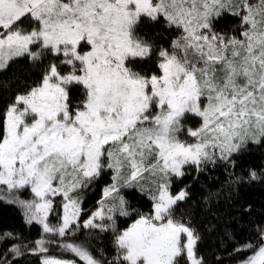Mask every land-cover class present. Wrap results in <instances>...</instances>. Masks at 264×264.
<instances>
[{
  "label": "snow or ice",
  "instance_id": "obj_1",
  "mask_svg": "<svg viewBox=\"0 0 264 264\" xmlns=\"http://www.w3.org/2000/svg\"><path fill=\"white\" fill-rule=\"evenodd\" d=\"M0 75V199L38 228L0 233V264H208L203 231L251 253L236 264H264V221L254 243L231 226L251 213L241 187L264 182L240 165L264 146V0H0ZM221 168L199 203L189 184L173 190ZM101 234L115 255L94 247Z\"/></svg>",
  "mask_w": 264,
  "mask_h": 264
},
{
  "label": "trees",
  "instance_id": "obj_2",
  "mask_svg": "<svg viewBox=\"0 0 264 264\" xmlns=\"http://www.w3.org/2000/svg\"><path fill=\"white\" fill-rule=\"evenodd\" d=\"M225 19L228 24L235 23V19L228 14H225ZM17 69H22L21 65H16ZM3 75H0V80L4 79ZM7 96L0 90V109L3 108ZM240 165L245 169L252 167L258 171L264 168V146L251 145L247 153L243 155L240 160ZM193 175H187L180 180L174 182L173 190L184 187L185 184H189V190L192 195V199L197 203L201 198L206 195L207 189L218 188L226 179L227 176L223 169L216 170L213 175L216 179H210L207 174H202L198 179L193 180ZM111 181V175L104 176L94 186L87 190L85 193V206L87 208H94L99 200L103 196V188ZM191 182V183H190ZM27 192V193H26ZM29 190H21L19 193L21 197L26 196ZM129 199H132L135 206L145 208L147 206L145 201L147 197L143 196L138 190L125 191L124 193ZM238 206L252 205L251 213L244 212V221L242 226H238L237 221H232L231 226L236 228L238 239L240 241L251 240L255 242L256 232L251 228L253 221H264V182L255 181L249 184H245L241 187L239 197L236 201ZM183 208L184 205L182 204ZM179 214V213H178ZM235 215V212H233ZM202 213L197 210V222L198 227L204 228L207 219ZM131 221L121 223V227L127 226ZM5 230H15L23 233L24 236L29 239H35L38 234V228L29 226L25 223L22 209L13 203L6 202L0 199V233ZM202 235L204 239L198 241L197 248L205 256L208 264H236L238 259L246 258L250 255V252L234 253L233 242H231L227 236L221 235L218 232L208 233L203 231ZM110 234H101L93 238L94 247H103L111 255H115L114 247L109 239ZM9 241H5L0 244V252L4 250ZM13 264H40L39 257L37 255H25L22 258H16L13 260ZM83 264V262H81Z\"/></svg>",
  "mask_w": 264,
  "mask_h": 264
},
{
  "label": "rangeland",
  "instance_id": "obj_3",
  "mask_svg": "<svg viewBox=\"0 0 264 264\" xmlns=\"http://www.w3.org/2000/svg\"><path fill=\"white\" fill-rule=\"evenodd\" d=\"M112 183V180L109 182V184ZM108 185V184H107ZM27 193V192H26ZM29 194H27L26 196H23V198H31V195H30V190L28 192Z\"/></svg>",
  "mask_w": 264,
  "mask_h": 264
}]
</instances>
